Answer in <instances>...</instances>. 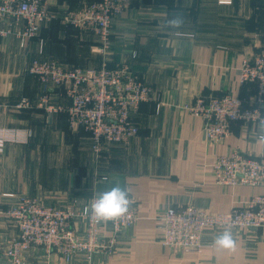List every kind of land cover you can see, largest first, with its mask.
Masks as SVG:
<instances>
[{
  "label": "crops",
  "instance_id": "1",
  "mask_svg": "<svg viewBox=\"0 0 264 264\" xmlns=\"http://www.w3.org/2000/svg\"><path fill=\"white\" fill-rule=\"evenodd\" d=\"M42 1L51 17L34 37L23 44L15 36L0 37V130H11L15 138L0 150V264L6 261L5 242L18 234L5 213L18 196L81 205L116 183L130 188L137 218L121 232L114 251L95 255L93 264H264V227L231 229L235 251L214 245L224 229H206L200 250L183 251L162 244L159 218L168 206L227 212L262 191L257 185L217 184L210 169L215 154L232 149L264 156V145L254 139L256 124L234 122L212 146L204 139L202 119L190 115L185 105L199 94L228 93L246 103L252 100L254 87L240 83L239 69L243 58L264 47V0H129L111 19L103 51L94 33L62 21L94 0ZM177 9L185 15L183 28L164 30L166 13ZM34 60L128 66L150 88V98L131 114L138 133L130 144L113 146L99 160L82 163V150L89 149L91 139L82 129L69 128L64 111L17 106L22 97L42 93L50 104L69 103L62 87L45 86L28 71ZM84 141L87 145L81 146ZM75 225L82 230L80 222ZM100 231L108 230L103 226ZM23 264L84 261L80 256L65 261L56 251L45 253L33 246Z\"/></svg>",
  "mask_w": 264,
  "mask_h": 264
},
{
  "label": "built area",
  "instance_id": "2",
  "mask_svg": "<svg viewBox=\"0 0 264 264\" xmlns=\"http://www.w3.org/2000/svg\"><path fill=\"white\" fill-rule=\"evenodd\" d=\"M128 2L94 0L68 13L62 21L97 34L103 51L108 44L111 18L124 10ZM217 2L225 4L221 0ZM50 17L42 0H0V37L15 36L23 44L34 37ZM28 71L41 81H54L62 86L69 103L65 107H54L48 97L42 95L37 101L23 97L17 106L37 105L47 112L64 111L71 127L79 126L89 133L96 154L103 150L105 142L125 143L136 135L138 129L130 119V111L150 98V88L128 66H64L53 61L34 60ZM239 81L254 87L249 103L229 94L197 95L185 106L190 115L202 119L204 139L212 146L223 140L234 122L256 124L259 115H264V47L242 60ZM245 114H252L249 121L241 118ZM7 131L0 130V149L14 136L11 130ZM210 169L217 184L257 185L262 191L227 212H210L191 205L168 206L159 217L164 246L183 251L200 250L206 229L264 227V156L251 157L232 149L225 154H215ZM2 195L14 196L13 193ZM89 203L77 208L74 205L56 208L18 196L5 211L18 229V235L6 248L8 264H21V255L32 246H39L46 252L55 250L65 261L81 254L86 264H91L96 254L112 253L117 234L136 220V208L132 204L129 213L115 221L97 222L82 215L84 206ZM75 220L84 221V237L77 234ZM103 226L110 227L109 234L99 235Z\"/></svg>",
  "mask_w": 264,
  "mask_h": 264
},
{
  "label": "clouds",
  "instance_id": "3",
  "mask_svg": "<svg viewBox=\"0 0 264 264\" xmlns=\"http://www.w3.org/2000/svg\"><path fill=\"white\" fill-rule=\"evenodd\" d=\"M221 2L226 4L230 0H221ZM184 24L185 15L177 9L166 13L163 28L164 30L179 31ZM251 116L252 114H245L241 118L249 121ZM255 123V142L264 145V115L260 114ZM133 202L130 188L122 183H116L108 190L96 193L90 203L84 206L82 215L95 219L97 222H112L126 216ZM213 243L222 250L235 251L237 247L236 238L231 228H225L219 232L214 237Z\"/></svg>",
  "mask_w": 264,
  "mask_h": 264
},
{
  "label": "rangeland",
  "instance_id": "4",
  "mask_svg": "<svg viewBox=\"0 0 264 264\" xmlns=\"http://www.w3.org/2000/svg\"><path fill=\"white\" fill-rule=\"evenodd\" d=\"M113 18V17H112ZM111 18V19H112ZM110 34V33H109ZM96 36H97V34H95ZM98 37V36H97ZM99 39V38H98ZM107 47V46H106ZM247 58V57H246ZM244 59V58H243ZM242 59V60H243ZM53 62H55V61H53ZM57 63V62H56ZM59 64V63H58ZM30 65V64H29ZM61 65H64V66H71V65H65V64H61ZM87 66H90V65H87ZM100 66H103V65H100ZM100 66H97V67H100ZM81 67H85V66H81ZM92 67H96V66H92ZM31 74H33V73H31ZM34 75H36V74H34ZM39 80H40V78H39ZM41 81V80H40ZM43 82V84L46 86V85H51V86H58L54 81H49V80H47V81H42ZM59 87H62V86H59ZM63 88V87H62ZM63 90H64V88H63ZM64 94H65V92H64ZM224 94H228V93H224ZM42 95H46L45 93H42V94H40L38 97H36V98H29V97H27V98H29V99H32V100H38V98L40 97V96H42ZM199 95H201V94H199ZM230 95V94H229ZM47 96V95H46ZM197 96V95H196ZM195 96V97H196ZM210 96V95H209ZM208 96V97H209ZM232 96V95H231ZM48 97V96H47ZM194 97V98H195ZM23 98V97H22ZM193 98V99H194ZM20 101V100H19ZM18 101V102H19ZM51 105H53V104H51ZM35 106V105H34ZM37 106V105H36ZM54 107H57V105H53ZM139 106V105H138ZM137 106V107H138ZM186 106V105H185ZM37 107H39V106H37ZM25 108V107H24ZM137 109V108H136ZM133 110L134 109H132L131 111H130V119L132 120V122L136 125V123L134 122V120L132 119V116H131V114H132V112H133ZM68 119V118H67ZM68 124H69V120H68ZM69 126V128L70 129H72V130H81L82 129V131L83 132H87V131H85V129H83V128H81V127H71L70 126V124L68 125ZM137 126V125H136ZM137 129H138V126H137ZM1 131H5V132H8L7 130H1ZM137 133H138V131H137ZM136 133V134H137ZM87 134H88V136H89V138H90V135H89V133L87 132ZM15 138H13V140H14ZM86 139V138H85ZM133 139V138H132ZM131 139V140H132ZM7 140H9V139H7ZM81 140H83V138L81 139ZM131 140L130 141H128V142H125V143H122V142H105L104 144H103V150L100 152V153H98V154H96L95 152H93V150H92V143H91V146L89 145V149L88 150H84V152H83V150H82V154H81V162L83 163V161L85 162H89V161H93V160H95V161H97V160H99V158H102L103 157V152L104 151H108L111 147H113V146H120V145H125V146H127L128 144H130V142H131ZM6 142V141H5ZM4 142V143H5ZM4 143H3V145H4ZM83 145H87L86 143H85V141L81 144V146H83ZM3 147V146H2ZM85 147V146H84ZM2 149V148H1ZM0 149V150H1ZM94 161V162H95ZM90 163V162H89ZM71 180H72V178H71ZM4 193H10V192H4ZM4 193H2V194H4ZM27 197V196H26ZM28 198H30V197H28ZM33 199H35V198H33ZM36 201H38V202H40L39 200H37V199H35ZM40 203H42V202H40ZM43 205H51V204H44V203H42ZM71 205H74L76 208L78 207V206H82V205H84V204H79V202L78 201H72V202H66L65 204H61V205H52V206H54V207H56V208H65V207H68V206H71ZM72 207V206H71ZM8 209V208H7ZM13 220V219H12ZM76 222H80L81 224H82V230L81 231H78V229L76 230V232H77V234L80 236V237H84V227H85V225H84V221L83 220H75V224H76ZM75 227H76V225H75ZM106 227V226H105ZM108 228H109V230H110V227L108 226ZM108 228L106 227V229L108 230ZM126 228H128V227H126ZM126 228H123L118 234H117V236H116V242H115V244H117V242H118V238H119V236H120V234H121V232L124 230V229H126ZM101 232V231H100ZM107 234H109V231H107V233H99V235H107ZM18 235V234H17ZM16 235V236H17ZM16 236H14V237H12V238H15ZM12 238H9L6 242H5V244H4V246H3V248H4V257H5V264H8L9 263V258H8V256H7V253H6V248H7V246H8V244L10 243V241H11V239ZM116 246V245H115ZM33 247V246H32ZM39 247V246H38ZM41 248V247H40ZM30 249V248H29ZM29 249L26 251V252H24L21 256H22V263L21 264H23V262H24V256H25V254L29 251ZM45 253H50V252H52V251H55V250H51L50 252H46L43 248H41ZM57 252V251H56ZM60 255V254H59ZM97 255V254H96ZM61 256V255H60ZM75 256H80V258H82L83 259V261H84V264H86V262H85V259H84V257H83V255H81V254H79V255H75ZM74 256V257H75ZM62 257V256H61ZM73 258V257H72ZM91 264H93V261L91 262Z\"/></svg>",
  "mask_w": 264,
  "mask_h": 264
}]
</instances>
